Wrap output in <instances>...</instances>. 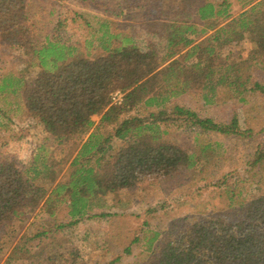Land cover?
<instances>
[{"label": "trees", "instance_id": "obj_1", "mask_svg": "<svg viewBox=\"0 0 264 264\" xmlns=\"http://www.w3.org/2000/svg\"><path fill=\"white\" fill-rule=\"evenodd\" d=\"M124 1L125 8L137 1L138 8H144L145 22L139 26L147 30L138 37L128 32L137 25H127L123 36L109 35L114 42L89 59L58 42L40 47L31 39L21 40L29 26L20 23L25 13L13 14L12 19H19L16 25L7 11L20 7L22 0H0V37L14 42L32 69L41 68L30 83L22 75L1 76L0 97L20 96L15 111L37 121L51 137L47 143L53 144L42 145L29 164L0 162V238L9 221L25 219L36 209L51 217L63 211L69 218L66 227L111 216L103 212L110 194L146 176L166 177L182 167L193 171L210 161V144L199 150L166 144L164 139L179 121L195 132L196 144L200 135L243 134L236 116L222 124L180 105L169 107L180 94L198 91L205 104H214L221 93L245 106L256 97L264 107V83L255 81L252 73L258 67L264 71V0H242L238 15L232 11V0L218 5L208 0ZM166 2L175 3L176 9L164 6ZM245 37L254 46L247 60L229 62L223 49ZM116 92L124 95L120 105L113 103ZM141 103L152 109L147 118H120ZM95 115L102 116L98 126L112 127L113 135L92 132ZM113 138L128 140L126 147L116 152L110 143ZM66 145L76 149L73 158L50 156V148ZM262 149L254 166L264 161ZM39 180L51 189L46 192ZM169 233L171 240L159 251L153 246L158 234L150 240L148 264H264V194L251 201L236 222L211 218L186 226L182 220ZM46 235L41 231L31 240ZM27 243L16 246L13 254H21L20 260H35ZM3 244L0 239V255Z\"/></svg>", "mask_w": 264, "mask_h": 264}, {"label": "rangeland", "instance_id": "obj_2", "mask_svg": "<svg viewBox=\"0 0 264 264\" xmlns=\"http://www.w3.org/2000/svg\"><path fill=\"white\" fill-rule=\"evenodd\" d=\"M208 1L218 5L223 0ZM241 1H231L234 15L242 12ZM124 2L22 0L20 7L15 5L7 13L10 19L13 14L18 17L25 13L20 23L29 26L21 40L31 39L35 44L39 42L40 47L49 41L58 42L77 48L80 56L92 59L103 52V45L114 42L109 41V35L123 36L128 31L125 29L127 25H137L128 32L138 37L147 30L139 26L145 22L144 8H138V1L135 6L125 8ZM164 4L172 11L176 9L173 2ZM18 22L19 19L11 20L12 24L17 25ZM253 47L245 37L225 46L222 52L229 62L241 63L247 60ZM22 55L14 42L5 36L0 37V80L1 76L13 73L14 76H24L30 83L40 75L41 68L34 66L32 69L31 62L22 61ZM252 73L255 81L264 83L262 68H254ZM19 97H0V162L16 161L25 165L33 161L42 145L49 144L50 147L53 144L47 143L45 139L51 137L37 121L15 111L14 104ZM224 97L220 93L216 103L205 104L200 92L190 90L172 98L168 105L183 106L216 123L225 124L235 116L238 118L241 135H200V142L196 144L193 140L195 132L179 121L164 139L166 144L180 149L199 150L210 144V161L198 164L193 171L182 167L170 176H146L132 187L110 194L105 199L106 208L103 211L110 213L108 217L85 219L66 227L69 218L63 211L51 217L36 209L25 219L11 220L0 238L4 243L0 264H31L32 261L35 264H148L151 259L150 240L158 234L153 246L156 251L161 250L171 240L170 229L178 221L183 220L186 226L211 218L236 222L248 204L264 194V161L253 165L257 151L264 147V107L256 97L246 106ZM151 111L141 103L120 118L132 115L147 118ZM101 117H92L95 122L92 132L104 137L113 135L112 127L98 126ZM127 141L113 138L110 143L117 152L126 147ZM75 150L69 145L50 148L53 152L50 156L73 158ZM38 183L44 186L46 192L51 189L49 183L44 184L42 180ZM41 231L47 232L45 238L31 240ZM26 241L30 255L37 256L35 260H20L21 254H13V249ZM118 258L120 261L115 263Z\"/></svg>", "mask_w": 264, "mask_h": 264}, {"label": "built area", "instance_id": "obj_3", "mask_svg": "<svg viewBox=\"0 0 264 264\" xmlns=\"http://www.w3.org/2000/svg\"><path fill=\"white\" fill-rule=\"evenodd\" d=\"M123 97L124 95L120 92H116L115 94H113L112 99H113V103L116 105H120L123 102Z\"/></svg>", "mask_w": 264, "mask_h": 264}]
</instances>
